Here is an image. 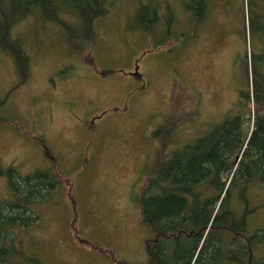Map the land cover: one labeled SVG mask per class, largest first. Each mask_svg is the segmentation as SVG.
Instances as JSON below:
<instances>
[{
    "label": "rangeland",
    "instance_id": "rangeland-1",
    "mask_svg": "<svg viewBox=\"0 0 264 264\" xmlns=\"http://www.w3.org/2000/svg\"><path fill=\"white\" fill-rule=\"evenodd\" d=\"M207 1L203 22H191L187 0H150L173 22L169 32L159 19L140 28L149 21L134 15L138 0L107 4L81 53L40 13L13 24L30 72L18 83L12 57L0 54V166L54 165L64 183L35 207L40 222L20 231L43 264H148L138 198L154 160L230 111L247 83L244 56L259 48L247 0ZM250 195V227H264V184ZM8 196L0 175V200ZM257 251L264 255V241Z\"/></svg>",
    "mask_w": 264,
    "mask_h": 264
},
{
    "label": "trees",
    "instance_id": "trees-1",
    "mask_svg": "<svg viewBox=\"0 0 264 264\" xmlns=\"http://www.w3.org/2000/svg\"><path fill=\"white\" fill-rule=\"evenodd\" d=\"M115 1L119 2L0 0V54L12 57L18 83L30 72L23 41L11 32L18 19L40 13L57 22L65 31L69 49L81 53L94 44V21ZM247 1L249 38L253 45L254 38L258 39L259 48L250 52L249 59L244 56L246 85L221 120L161 159L157 157L140 191L141 223L150 233L148 264H264V255L257 253L264 241V227H250L255 207L250 190L264 184V3ZM149 2L138 0L137 6L142 7L134 15L149 21L140 28L147 32L146 27L159 19L164 22L162 30L171 31L173 22L170 25L157 4ZM207 5V0H187L185 13L194 10L197 15H187L189 21L203 22ZM63 13L69 15L66 20ZM76 39H83V44ZM0 175L9 190V196L0 200V264H43L25 250L20 231L40 222L35 207L63 188V180L54 165L21 173L10 164L0 166Z\"/></svg>",
    "mask_w": 264,
    "mask_h": 264
},
{
    "label": "flooded vegetation",
    "instance_id": "flooded-vegetation-1",
    "mask_svg": "<svg viewBox=\"0 0 264 264\" xmlns=\"http://www.w3.org/2000/svg\"><path fill=\"white\" fill-rule=\"evenodd\" d=\"M135 65H137L136 63H135ZM135 65H134V67H133V69H132V73L133 74H135L134 72H135Z\"/></svg>",
    "mask_w": 264,
    "mask_h": 264
},
{
    "label": "water",
    "instance_id": "water-1",
    "mask_svg": "<svg viewBox=\"0 0 264 264\" xmlns=\"http://www.w3.org/2000/svg\"><path fill=\"white\" fill-rule=\"evenodd\" d=\"M135 74H138V71H137V65L135 66ZM239 158V157H238Z\"/></svg>",
    "mask_w": 264,
    "mask_h": 264
}]
</instances>
